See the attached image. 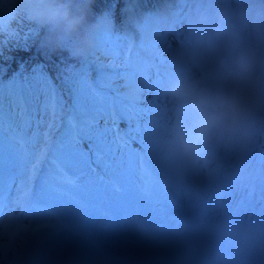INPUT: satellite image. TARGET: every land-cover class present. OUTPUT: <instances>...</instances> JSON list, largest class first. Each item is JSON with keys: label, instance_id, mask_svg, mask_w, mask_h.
<instances>
[{"label": "rangeland", "instance_id": "1", "mask_svg": "<svg viewBox=\"0 0 264 264\" xmlns=\"http://www.w3.org/2000/svg\"><path fill=\"white\" fill-rule=\"evenodd\" d=\"M5 1L3 0L4 6L0 7V42L3 43L2 51L7 53V58H3V60L9 59L11 54L19 50L18 43L26 44L30 50H34V53L46 50L54 55L57 45L52 43V37L55 42L59 40V29L56 32L53 31L54 20L47 17L33 18L28 10L30 2L21 0L20 6H16L15 10V13L18 11V14L13 25L16 24L17 28L13 29L10 27V23L14 4H4ZM54 1L56 0H44L46 4H51ZM197 1L192 0V2ZM260 1L264 2V0H204L203 7L197 12L193 11L191 5L188 4L185 9L178 10L177 14H165L164 17L147 15L138 23V27H133L134 30L130 28L125 33L109 31L107 27L110 21L98 17L94 22L95 25L87 34L89 43H84L88 50L87 57L84 59L89 61L90 67L93 69L103 70L106 67L118 66V70L114 72L119 73L124 70L122 73H127V77L117 81L116 88L112 87V91L117 93L127 91L136 95L137 91L143 89V82L135 79L137 73L135 67L139 65L138 62H145L148 58L157 57L166 60L168 57L164 56V51L167 50L173 54V50H175L178 61L187 60L189 62L194 78L201 81L207 97L213 101L226 100L234 85L240 82L249 85L250 105L254 103L256 108L264 110V28L261 32V25L258 22L261 17L256 15L260 6H249L251 2ZM72 4L73 2L68 5ZM178 4L179 6L183 5V3H175L172 7H177ZM235 8L238 12L240 9L243 11L241 29L237 28V25L235 26L231 15ZM260 9L264 14V7H260ZM121 19L123 23H129L128 19ZM30 22L35 24L31 30L29 29ZM59 22L61 27L70 28L64 20ZM172 23L174 25H171ZM188 23L195 29L194 33L188 28ZM161 32L166 34L167 45L159 47L157 57H155L148 51L157 48L154 45V39L158 38ZM177 36L179 40H176ZM186 36L194 41L199 49H201V45L203 46L200 55L195 54L193 58V54H188L190 43ZM6 37L8 38L3 39ZM80 43H82V39ZM223 61L230 62L231 71L229 73L224 72L221 68ZM211 67L217 69L216 72H212ZM218 69H222V72ZM206 73L215 76L218 86L214 91L206 81ZM92 76L93 74H91ZM228 76L232 77L233 81L225 83ZM223 86L224 88H222ZM82 87L83 90L77 95H82L86 99L85 79H82ZM88 90L90 91L89 85ZM126 102H129V99ZM227 117L231 126H240L243 129L242 124L234 125L230 116L227 115ZM244 119L245 124L253 123L256 131L264 133V117L260 121L259 115L246 114ZM214 156L219 158L218 154H214ZM0 235H2L1 232ZM4 243L5 241L2 242V245Z\"/></svg>", "mask_w": 264, "mask_h": 264}, {"label": "clouds", "instance_id": "2", "mask_svg": "<svg viewBox=\"0 0 264 264\" xmlns=\"http://www.w3.org/2000/svg\"><path fill=\"white\" fill-rule=\"evenodd\" d=\"M3 6V0H0V7ZM69 7L67 4L53 5L46 4L44 0H36L29 14L33 18L47 17L50 20H64L71 27L79 22V18L71 15ZM15 10L16 6L13 5L11 12L12 18H14ZM173 91L178 96L193 103L201 111L203 117L192 128L181 129L178 132V139L183 150L192 155L198 151L199 146L206 139L209 128L218 123L223 115L230 116L233 124L239 125L244 119L251 103L249 85L240 82L234 85L226 100L213 101L209 97L199 93L191 84L187 83L176 84L173 87ZM214 105L221 108L219 115H211L208 113L207 109Z\"/></svg>", "mask_w": 264, "mask_h": 264}, {"label": "snow or ice", "instance_id": "3", "mask_svg": "<svg viewBox=\"0 0 264 264\" xmlns=\"http://www.w3.org/2000/svg\"><path fill=\"white\" fill-rule=\"evenodd\" d=\"M2 48L3 43L0 42V83L4 82L5 75L13 77L10 80L19 85L17 95L21 109L26 110L34 100L46 98L49 109L54 110L58 102L63 99L59 94L61 89H66L70 96H74L75 75L67 77L58 74L54 79L43 64H35L29 73L21 70L20 65L15 69L7 68L3 62Z\"/></svg>", "mask_w": 264, "mask_h": 264}, {"label": "trees", "instance_id": "4", "mask_svg": "<svg viewBox=\"0 0 264 264\" xmlns=\"http://www.w3.org/2000/svg\"><path fill=\"white\" fill-rule=\"evenodd\" d=\"M105 1H107V0H86V1L82 2L81 6H76L73 2L74 7H72V5H71L69 7V11L73 17L79 18V22L76 23L74 26L70 27L74 31L75 37H78V35H77L78 29L83 28L86 25L90 14L94 12L95 8L98 9ZM133 1L135 2V0H133ZM63 3H67V5H68L69 3H72V1L71 0H56V1L52 2L51 4L55 5V4H63ZM138 3H139L138 5H140V8H144L142 0H140ZM52 43L56 44V42L54 41V37H52ZM61 47H62V50L65 51V45L64 46L61 45ZM55 49L58 50L60 48L57 45V47H55ZM27 50H30V49H27L25 46H22L19 48L20 52H24ZM2 56H3V58H7V53L2 51ZM21 59H23V58H18V56H16L15 57V64H19ZM62 61H63V56H62Z\"/></svg>", "mask_w": 264, "mask_h": 264}, {"label": "bare ground", "instance_id": "5", "mask_svg": "<svg viewBox=\"0 0 264 264\" xmlns=\"http://www.w3.org/2000/svg\"><path fill=\"white\" fill-rule=\"evenodd\" d=\"M221 68L223 69L224 72L229 73L230 72V69H231V66L229 65L228 62H225V64L223 66H221ZM166 70L170 71V69H168V68ZM170 73H172V71H170ZM226 79H227V82L226 83L232 82V77L228 76V77H226ZM154 87H155V91H157L158 93H160V94H166L165 91H164V88L161 86L160 83H158V84L156 83ZM148 102L149 103H153L150 98L148 99ZM166 121H167V119L161 120L160 121V127H163L165 125ZM0 240H2L1 237H0Z\"/></svg>", "mask_w": 264, "mask_h": 264}]
</instances>
